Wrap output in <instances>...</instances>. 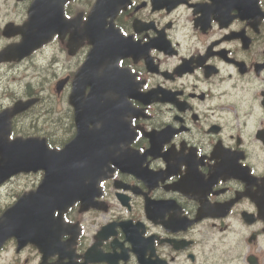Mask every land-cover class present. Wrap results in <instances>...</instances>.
Listing matches in <instances>:
<instances>
[{"label": "flooded vegetation", "instance_id": "af4514ba", "mask_svg": "<svg viewBox=\"0 0 264 264\" xmlns=\"http://www.w3.org/2000/svg\"><path fill=\"white\" fill-rule=\"evenodd\" d=\"M101 1L103 42L70 54L57 37V129L43 135L75 139L74 87L108 85L113 109H131L108 132L113 171L96 208L75 204L36 247L12 241L7 264H264V0ZM91 53L98 80L76 81Z\"/></svg>", "mask_w": 264, "mask_h": 264}, {"label": "water", "instance_id": "95a60500", "mask_svg": "<svg viewBox=\"0 0 264 264\" xmlns=\"http://www.w3.org/2000/svg\"><path fill=\"white\" fill-rule=\"evenodd\" d=\"M41 8H42L41 0H37L32 7V11L34 12L33 20L37 23H42L41 14L39 12ZM44 36L45 34L43 30H39L37 33L31 32V35H29V38L31 37L30 42L29 44L26 43L28 44V47H30L31 44V51L39 47L40 44L35 45V43L40 42L44 38ZM21 110L22 108L16 110V112H19ZM16 112H13V114ZM4 118L5 117H1L0 122ZM12 161L15 162L13 163ZM24 161L31 162V164L27 165V163L25 164ZM58 161H59L58 153L47 151L42 148H37L35 146L26 145L25 151L20 157L15 158L12 152L11 155L8 154L6 157L0 158V183L5 181L13 174L22 171L30 172V171H38L41 169H50L52 167V164ZM23 203L24 202L20 203V205L18 206L19 209H24ZM11 211H13V209ZM20 213L21 211L18 214ZM5 237L6 235L3 237V239Z\"/></svg>", "mask_w": 264, "mask_h": 264}, {"label": "rangeland", "instance_id": "374dc122", "mask_svg": "<svg viewBox=\"0 0 264 264\" xmlns=\"http://www.w3.org/2000/svg\"><path fill=\"white\" fill-rule=\"evenodd\" d=\"M26 4L28 6V2L24 1V2H17V0H8L7 2V7L9 5L10 8H13V11L16 13H20V11H22V13H27V9H26ZM17 8V10L15 9ZM20 10V11H19ZM6 11V9L4 10ZM21 13V16L23 15ZM1 75H3V83L1 85V95H0V103L3 102V98H4V90L8 91L10 89H19V87L23 86L25 82H28L31 80V83L36 87V88H40L42 87L43 90L46 87H49L48 81L51 80V76H48V79L46 80L47 82H45V84L42 86L38 85V81L37 79L39 78L40 72H36L35 70H33V68H23L21 71H18L16 74L13 72L12 74H10L8 71L6 72H2ZM41 80V78H40ZM20 92H22V88L20 90ZM27 123L26 119H22L19 121L18 123V127L21 129L25 124ZM57 129V126L55 127V130ZM30 129H27V132ZM14 186L12 189L9 190V194H5L4 196H2L0 198V205L1 204H6L10 201H12V199L15 197V193L17 191L21 192L20 190L22 189H28L30 187H32L33 185V179L29 177V179H21L18 181L14 182Z\"/></svg>", "mask_w": 264, "mask_h": 264}]
</instances>
